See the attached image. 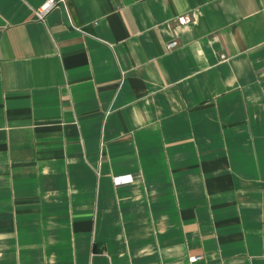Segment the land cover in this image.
<instances>
[{
    "label": "crops",
    "instance_id": "crops-1",
    "mask_svg": "<svg viewBox=\"0 0 264 264\" xmlns=\"http://www.w3.org/2000/svg\"><path fill=\"white\" fill-rule=\"evenodd\" d=\"M44 1L0 0V264H264V0Z\"/></svg>",
    "mask_w": 264,
    "mask_h": 264
},
{
    "label": "built area",
    "instance_id": "built-area-1",
    "mask_svg": "<svg viewBox=\"0 0 264 264\" xmlns=\"http://www.w3.org/2000/svg\"><path fill=\"white\" fill-rule=\"evenodd\" d=\"M61 2H64V0H46L44 1L39 7L36 8L35 10V15L37 17V19L39 20H45V18L47 17V15L49 14V12L55 7L57 6L58 4H60ZM190 21V19L188 17H185V16H182V17H179V23L180 24H186ZM178 45V42L173 40L171 41L169 44H168V47L169 48H173L175 46ZM226 55L225 54H222L221 55V58L222 59H226ZM130 179H133L132 176H129ZM116 181L117 182H125L126 181V176H117L116 177ZM202 258V256H192V257H189V261L190 262H195L197 260H200Z\"/></svg>",
    "mask_w": 264,
    "mask_h": 264
}]
</instances>
